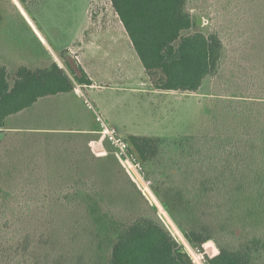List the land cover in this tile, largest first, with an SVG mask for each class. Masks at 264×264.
<instances>
[{"label":"rangeland","instance_id":"1","mask_svg":"<svg viewBox=\"0 0 264 264\" xmlns=\"http://www.w3.org/2000/svg\"><path fill=\"white\" fill-rule=\"evenodd\" d=\"M189 8L196 23L197 18L201 22L184 34L194 31L219 32L225 45L222 67L218 73L207 77L197 92L178 90L150 96L148 103H145L147 105L140 106L127 94V131L130 129V133L136 132L137 135L161 137V155L153 162L142 163L147 178L145 186L134 175L130 176L132 172L127 171L126 176L124 170L117 171L119 178L127 177L131 184L137 182L143 190V197L147 198L148 194L152 203L159 207L162 205L154 195L155 187L161 193H165L167 188L181 189L183 198L193 200L196 205V213L177 215L184 222V227L191 226L192 222L206 221L211 236L233 238L227 230H221V222L224 224L227 218L224 208L233 200L227 197L228 188L219 187L201 197L199 181L202 174L210 172L205 167L233 170L236 179L240 176L249 179L253 171H264V164L254 163L259 162L261 157L264 160V142L247 137L264 130V109L255 110L253 115L245 111V114L228 116L227 121L236 122L231 126L227 124L230 129L217 128L215 132L210 131L212 134L197 136L191 144L187 143L182 148L176 144V139L199 134L213 120L215 110L219 112L215 99L222 98L221 93L227 86L242 92L252 87L255 92H264V0H189ZM114 14L109 0H0V62L8 68L10 82L18 66L25 65L31 69L46 67L57 61L63 48L74 47L82 53L87 63L92 57L102 58L105 52L95 46L100 44L102 48L107 47L110 41L118 38L117 29L114 27L99 38L91 37V31L84 32V29L89 23L118 24L119 20ZM81 35H86V40L96 45L82 48L79 46L82 43L78 42ZM117 43L123 47L122 42L118 40ZM66 58L73 60V54L66 53ZM58 61L66 69L64 60ZM92 66L93 61H90L88 67L94 75L97 74L98 83H108L102 80V72ZM114 92L105 86L90 90L81 86L79 96L72 91L41 98L31 107L5 119V126L0 129V173L9 170L10 174L1 179L0 185L11 188L15 195L10 202L0 204V218L5 216L15 222L11 223L8 231H1L4 239L15 235L12 231L14 228L44 235L54 220L74 213L72 206H63V200L54 199L56 191L65 192L70 184L67 170H72L71 160L74 156L65 150L78 146L83 149L84 141L79 139L81 142L76 143L73 133L49 136L43 131L75 132L78 127L87 124L88 130H92L88 132H94L93 138L100 147L99 151L104 152L106 145L114 155L112 146L97 132L94 114L85 104V101L96 105L110 99H122ZM120 107H123V103H120ZM113 119L115 121L111 123L121 136H125L123 123L116 116ZM219 123L217 125L223 128V123ZM202 149L204 154L210 155H201ZM203 156H208V159L204 161ZM249 160L253 167L246 166ZM232 188L238 189L237 186ZM134 194L127 191L126 199L125 195L119 197V193L110 203L116 206L115 210L125 207V204L140 208L142 197L140 199L139 194ZM218 206L224 208L219 209ZM163 212L166 226L176 238L184 241L175 220L165 209ZM0 221L3 222L2 219ZM8 242H5V247L9 246ZM188 248L197 262L202 264L197 259L196 250L189 245ZM46 251V261L51 260L54 264L53 243L46 246ZM44 252L42 247L36 254L44 257ZM83 264H100V261L94 259L90 263L84 260Z\"/></svg>","mask_w":264,"mask_h":264},{"label":"trees","instance_id":"2","mask_svg":"<svg viewBox=\"0 0 264 264\" xmlns=\"http://www.w3.org/2000/svg\"><path fill=\"white\" fill-rule=\"evenodd\" d=\"M109 1L156 89L197 92L207 77L220 71L225 45L219 32L184 34L197 24L192 17L189 0ZM61 57L66 69L56 61L36 69L20 65L12 82L8 68L0 62V129L5 126L8 116L31 107L41 98L70 93L75 83L91 84L76 61L72 63L65 59L64 52ZM221 94L222 98L215 99L219 112L215 110L213 120L199 134L176 139L180 148L191 144L197 136L212 134L210 131L217 128L230 129L236 122L227 121L228 116L246 112L253 115L255 110L264 109V92H255L254 87L242 92L227 86ZM242 98L250 100L243 101ZM219 122L223 123V128L217 125ZM43 132L49 136L73 133L76 143L79 139L84 141L83 149L78 146L65 150L74 156L72 170H67L70 184L65 192L56 191L54 199L63 200V206H72L74 213L54 220L44 235L14 228L15 235L8 239L1 236V231H8L15 221L1 217L0 264H52L51 260L46 261V246L50 243L55 247L52 255L54 264H83L84 260L91 263L94 259H99L100 264H199L188 245L203 255L202 264H264V171H253L249 179L242 176L236 179L233 170H211L203 166L210 172L200 178L199 195L202 197L224 186L228 188L227 197L233 199L226 208H218L227 212L224 224L221 222V230H227L234 237L223 235L217 238L211 236L206 221L192 222L191 226L184 227V222L177 215L196 213V205L193 200L183 198L181 189L167 188L165 193H161L155 187L153 192L162 208L152 203L148 194L147 198L143 197V190L137 182L132 180L131 184L127 177L119 178L117 170H124L127 176V167L106 145L104 152L99 151L94 132ZM247 137L264 142V130ZM126 140L144 165L161 155V137L129 134ZM201 155L210 154H204L202 149ZM203 157L204 161L208 159V156ZM262 159L254 163L264 164ZM246 166H252L250 160ZM262 168L264 170V166ZM9 174V170L1 172L0 181ZM127 191L128 194H139L146 204L140 201V208L125 204V207L115 210L116 206L110 201L119 193V197L125 195L127 199ZM13 195L11 188L0 185V204L10 202ZM163 209L175 220L185 242L179 237L177 239L166 226ZM6 241L10 243L7 247ZM42 247L44 257L36 254Z\"/></svg>","mask_w":264,"mask_h":264},{"label":"crops","instance_id":"3","mask_svg":"<svg viewBox=\"0 0 264 264\" xmlns=\"http://www.w3.org/2000/svg\"><path fill=\"white\" fill-rule=\"evenodd\" d=\"M114 15L115 17L118 18L116 13ZM114 27L118 31L117 39L120 42H122L124 48L118 45L117 39L110 41V43H108L109 45H107V47L103 46V48L100 47V44L96 45L93 42L89 43L86 40V35H81L78 41L79 44L82 43V45H79V46L85 49H88L89 47L93 45H96L95 47L97 49H103V51L105 52V55L102 58L98 59L96 57H92L90 61H93V64H94L92 68L94 67L98 69L99 71H101L102 80H105L108 83H98L97 81L98 79H96L97 74L94 75V73L88 67V63L90 61H88L87 63L83 55H81L82 53H80V51L77 52V50L74 47L63 48L60 51V55L59 57H57L56 62L60 63L58 60H61V61L64 60L61 57V54L63 52H64V58L67 60H70V59L66 58V53L73 54L74 60H70V61L72 63L76 61V64L82 67L86 75L91 80L90 85L80 84L82 87L90 90L92 88H102L105 86L111 89L112 91H115L114 93H116L117 95L122 96V99L120 100L115 101L114 99H110V100H107L105 103H99V104H96V105L93 104V105L95 109L100 113V115L103 116V118L112 126L114 125L111 122L115 121L113 118L116 116V118H118L123 123V126L126 130L125 131L126 135L124 137L126 138L128 134L136 133V132L130 133L129 131L130 129L127 131V94L131 95L138 103V106H140V104L147 105L145 103H148V99L150 96L163 95V93H169V92L171 93L173 91L159 90V89H156L152 85L136 51L134 50L132 46V43L123 27V24L121 23L120 20L118 24L103 23V24L95 25L93 23L92 24L89 23V25L84 29V32L90 30L91 37L99 38L103 33L112 31ZM115 46H118V47H115ZM116 50L118 51L117 54H115ZM74 94L77 95L75 92ZM120 103H123L122 108L120 107ZM87 109L89 108L87 107ZM89 110L92 112V114H94L93 110L91 109ZM94 119H95V114H94ZM77 131L88 132L92 130H88V125L83 124L82 126L78 127Z\"/></svg>","mask_w":264,"mask_h":264},{"label":"built area","instance_id":"4","mask_svg":"<svg viewBox=\"0 0 264 264\" xmlns=\"http://www.w3.org/2000/svg\"><path fill=\"white\" fill-rule=\"evenodd\" d=\"M73 90L77 95H80L81 85L75 83ZM85 104L89 109L94 111L95 121L97 123V132L102 134V136L106 138L109 144L113 147L118 158L125 164L128 171L132 172L131 174L135 176L137 181L143 184H141L142 186H145L147 178L145 177L143 164L135 155L133 150H131L126 138L124 136H121L117 129L109 124L103 118V116L100 115V113L95 109L94 105H92L89 101H85ZM148 181L150 180L148 179ZM196 253L197 259L202 262L204 259L203 255L198 251H196Z\"/></svg>","mask_w":264,"mask_h":264},{"label":"water","instance_id":"5","mask_svg":"<svg viewBox=\"0 0 264 264\" xmlns=\"http://www.w3.org/2000/svg\"><path fill=\"white\" fill-rule=\"evenodd\" d=\"M200 18H197V24H200ZM2 137V134L0 133V138Z\"/></svg>","mask_w":264,"mask_h":264}]
</instances>
